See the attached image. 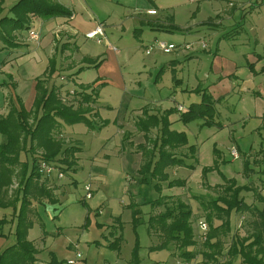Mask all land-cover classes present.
<instances>
[{
    "label": "rangeland",
    "instance_id": "374dc122",
    "mask_svg": "<svg viewBox=\"0 0 264 264\" xmlns=\"http://www.w3.org/2000/svg\"><path fill=\"white\" fill-rule=\"evenodd\" d=\"M97 1L91 5V13L99 19L98 21L104 22L96 24L103 28L105 38L102 42L88 39L86 34L89 29L79 30L76 37L80 57L99 55L95 66H92L95 63L89 64L90 66L83 65L86 62H82L83 66L81 65L72 43L69 42L70 38H64L57 28L60 23H47L41 31L42 38L38 28L37 30L34 28L38 33L37 40L29 37L28 29L22 30L25 39L39 40V43L40 38L45 39L46 43L51 42L52 49L57 47L58 52L61 45H68V49L61 50L57 74L53 81L51 80L52 83L51 81L48 83L49 87H56V84H59L58 91L61 94L66 93L64 95L66 104L76 105L81 99L82 89L69 81L73 76L72 72L76 73V80L82 84H89L102 77V80L108 82L99 86V89L103 88L100 91L99 104L101 106L109 104L114 107V111L104 108L100 113L103 118L113 119L116 116L118 118L117 123L111 121L101 131L98 129L89 131L87 126L79 123L72 126L75 128L74 131L84 129L83 134L63 131L62 127L54 132V136L62 141L63 148L73 146L81 147L82 150L76 153L77 167L74 169L67 168L68 166L62 162L65 157L62 153L52 162L55 172L42 175L47 178L46 183L39 181L38 184L48 187L53 192L55 201L51 202L46 197L31 198L28 214L35 217L36 210L40 221L34 222L28 230V240H33L42 254L44 251L45 253L51 251L56 258L67 257L65 264H70L69 261L75 264H130L135 248L142 258V264L236 263L235 257H228L225 253L232 236H245L252 232L250 222L253 216L249 210L231 212L228 231L225 227L217 228L215 231L214 239L219 240L222 254L217 255L216 260L212 261L203 255V252H207L203 243L209 235L210 228L206 222V211L200 202L226 195V191L223 190L228 185L226 180L233 179L237 186L247 185L252 188L240 193L244 202L250 206L261 207L257 194L264 195V116H262L264 113L261 112L264 111V96L249 93L248 85L239 87L237 83L246 80L249 74L255 77L256 84L264 81V0L257 3L252 0L244 9L239 8L238 0H231L230 3L232 6L234 3V7L228 5V0ZM9 4L6 3V7H9ZM150 8L155 9V13L157 11V16L148 15L147 10ZM218 9L226 13V16L233 14L234 19L230 16L222 17V25L211 26L213 18L219 13L216 11ZM152 19H156L155 22L157 21L162 30L151 28L149 21ZM84 28L87 26L84 25ZM14 34L15 32L12 33V38L10 37L12 42L19 44L23 51H26L28 45H23L25 39ZM58 36L61 37L60 41L56 38ZM162 42L172 44L174 49L170 53L162 52L158 48ZM28 44L29 53L25 55L26 57L19 55L11 60L15 67L21 66L18 70L23 77L17 80H20L19 91L24 99L28 98L31 91L32 78L41 77L47 66L43 61V55L40 52L34 53L36 51L34 43ZM40 47L44 48V45ZM215 57L217 61H221L225 72L230 75L226 76L219 87L213 89L216 91L217 101L220 100L218 95L226 94L218 105L215 103L214 117L208 118L209 124L205 125V120L200 117H195L188 123L176 121L173 124V129L185 132L188 145H195V156L196 149L199 152L196 172L178 169L172 176L187 178L186 181L190 185H184L185 189L179 190L176 197L163 196L161 198L163 204L152 210H147L148 207L144 204L141 205L142 211L147 213L143 215L144 219L164 213L166 205L175 207L178 199L191 207L196 243L189 248L193 251V258L186 260L180 256L181 249L177 241L168 243L169 248H149L165 239L156 230V223H151V236L146 232L147 224L142 223L143 217L140 223H131L133 209L126 205L131 202L132 197L138 201L146 199L150 188L140 185L139 182L134 183L137 179L140 181L143 178L137 167L140 158L133 152L134 149L128 145H125L124 149L119 146L115 148L114 145H119L118 138L121 137L119 133L122 130L119 125L122 124L126 106L130 104L129 99L132 100V107H138L149 101L151 95L157 94L162 109L178 104L177 107L181 106L187 110L190 104L199 103L204 95L213 94L207 89L210 84L206 86L205 83L214 76L210 72V66ZM255 62H258L259 66L257 72L252 68ZM86 92L89 93L91 90L87 89ZM2 95L0 92V112L3 111ZM94 104H91L92 107ZM184 109L174 111L172 119L174 120ZM69 126L71 125L66 127L70 128ZM134 140L136 143L139 138L135 137ZM2 141L3 137L0 135V143ZM180 148L181 154L190 155L187 146ZM234 149L238 153L236 160L230 155V151ZM107 154L115 157L113 165L123 171L125 178L117 172H107L104 165ZM121 155L124 156L123 162ZM21 157L22 160L30 162L26 154L21 153ZM59 173H62V178L58 177ZM103 174L104 180L102 183L99 182L98 186L95 180H99ZM17 183L18 179L14 177L4 201L11 197L14 199ZM86 185L91 189L94 198L85 199ZM154 192L152 190V193ZM98 202H104L105 205L96 210ZM110 210L113 215H121L125 221L119 231V235L122 234L119 250L102 245L105 243L103 233L106 230L102 227L101 221ZM3 214L11 218L12 208L0 207V216ZM222 220L213 218L212 226L218 227ZM202 223L206 224V231L202 229ZM10 228L13 234L14 225H8L4 231L6 235H9Z\"/></svg>",
    "mask_w": 264,
    "mask_h": 264
},
{
    "label": "trees",
    "instance_id": "16d2710c",
    "mask_svg": "<svg viewBox=\"0 0 264 264\" xmlns=\"http://www.w3.org/2000/svg\"><path fill=\"white\" fill-rule=\"evenodd\" d=\"M30 13L43 20L71 16V12L55 0H16L9 6L7 13L0 15V41L14 46L11 35L15 31L28 28V14ZM54 73L55 69L51 62V69L46 73L47 76L36 79L35 97L29 111L19 103L18 108L11 105L7 114L0 117V135L3 137L0 143V207L12 208L11 219L0 218V238L6 236L4 232L6 226L14 224V243L0 252V264H35L36 262L38 251L33 242L27 238V232L33 225L28 214L31 198L46 197L51 202L55 201L53 192L45 185L38 184L39 181L46 183L47 179L38 171V164L43 161L52 165V162L63 153L65 157L62 162L68 166L67 168H72L76 164L75 154L81 151L80 147L63 148L62 141L54 136V132L60 127L61 122L66 125L82 123L89 128H94V121L90 115H93L91 104L96 102L97 90L91 89V92L87 93L86 90L91 87L80 85L81 99L76 105L66 104L59 96L57 88L46 85L47 79ZM216 102L217 100L210 95H204L199 103L190 104L186 112L181 113L180 120L188 123L195 117H200L205 120L204 125L209 124L207 119L214 117ZM172 112L170 109L161 117L148 116L137 123V128L141 131L147 130L149 124L160 126V135L152 141L150 150H146L143 145L138 146L146 150L149 155L148 161L140 170L144 182L152 179L168 181V175L165 172L167 167L181 166L189 170L195 168L193 164H187L183 157H178L173 152L175 149L186 146L188 140L185 133L169 130L167 117ZM188 149L190 156H185L191 158L195 155V147L191 145ZM21 153L26 154L30 162L22 160ZM14 177L18 179L15 197L4 201V196L7 195V190L12 185ZM226 182L228 185L223 188L226 195L208 199L207 202H200L206 211V222L209 223L210 228L209 235L203 243L207 252H203V255L215 261L217 255L222 254L219 240L214 239L216 229L225 227L228 231L231 212L249 210L253 216L250 222L252 232L245 236H232L225 254L231 258L235 257L237 262L227 263L264 264V195L257 194L261 207L247 205L240 197V193L252 190V188L247 185L237 186L233 179H228ZM183 184L181 180H171L166 186L173 188L181 187ZM154 187L156 191L161 192L159 184H154ZM201 199L204 198L201 197ZM154 204L160 206L163 202L159 198L154 201ZM166 206L164 213L156 217L150 216L146 221L149 236L152 231L151 223L154 222L157 224L156 230L166 239L158 245L150 246V249L169 248L168 243L177 241L181 249L180 256L190 260L194 254L189 248L196 243L192 226L193 211L180 199L176 201L175 207ZM139 215L137 209L133 210V224L140 222ZM213 218L225 220H222L218 227H213ZM121 241L122 236L119 235L109 246L119 250ZM50 262V264H63V261L58 262L54 257ZM140 263L139 252L135 248L130 264Z\"/></svg>",
    "mask_w": 264,
    "mask_h": 264
},
{
    "label": "crops",
    "instance_id": "0c3cea01",
    "mask_svg": "<svg viewBox=\"0 0 264 264\" xmlns=\"http://www.w3.org/2000/svg\"><path fill=\"white\" fill-rule=\"evenodd\" d=\"M15 1L16 0H0V15L2 16L5 13H7V9L9 7H6V3H10L9 5L11 6ZM55 1H57L58 3H60L64 7H66L71 12V16L68 17V18H66V17H54V18H50L48 20H43L40 17L34 15L33 13H30V14H28V24H27L28 28L27 29H34L35 28L37 30V28H38V33H40V36L42 38L43 34L41 35V31L43 30L44 26L47 23H50V22H56L57 24L60 23L57 28L60 29L61 35L65 36L64 38H68V39L70 38L69 42L72 43V48H73V50H75L76 54L78 55V60L81 62V65H82V62H86V64H83V65L90 66L89 64H92V63L96 62V60L98 59L99 55L93 56V57H90V56L86 57L85 55H82V57H80L79 53H78L79 52V49H78L79 47H78L77 42H76V37L79 34V30L89 29V30H87L89 32V31L95 29L98 26L96 24V22H99L98 24H104L103 21H98L99 19H97V17L94 14L91 13V11H92V6L91 5H93V2L95 0H55ZM102 1L106 2V1H109V0H102ZM228 1H229L228 5L232 6V3H230L231 0H228ZM258 1L259 0H255L256 3ZM251 2H252V0H241V1L238 0L237 4L239 5V8L244 9V8L247 7L246 4H251ZM234 6H235V4L233 3L232 7H234ZM151 10H155V9L150 8V9L147 10V13H148V11H151ZM216 11H219V13L213 18V20L211 22V26L222 25V20H221L222 17H229L230 16V18L232 17V19H234V17H235L233 14L232 15L228 14L226 16V13H223V11L219 10V9L216 10ZM157 14L158 13L156 11L155 14H148V15L157 16ZM155 20L156 19H152L150 21L148 20L149 24L151 25L152 29L160 30L161 28H160V26H158L159 24H157V21L155 22ZM84 25H86L87 28H84ZM27 29H25V30H27ZM15 35H17V36L19 35V37L22 36L23 38L25 37L23 35V31H15L14 36ZM26 38H27V36H26ZM41 38H40V41H41L40 43H39V40L38 41H30V40H27L28 38L27 39L24 38L25 40L23 42L24 43L23 45H26V46L28 45L27 49L29 48L28 42L29 43L30 42L34 43V45L36 46V51L34 53L40 52V54L43 55V61H45L47 63L46 69L43 71V74H41L42 75L41 77H33V75L31 76V77H33L32 78L33 79V83H32V86L30 88L31 91L28 93V98L27 99H24L22 94H20L21 92L19 91V88H21V84L19 83L20 80H17V79L20 78V77H23L22 75H20V72L18 70V67L20 68L21 66L18 65V67H15L11 60H12L13 57H16V56H19V55L26 57L25 55H27L29 53L28 52L29 50L27 51V49H25L26 51H23V48H21V46L19 44L15 43V42H14L15 44L13 46L10 43L4 44L2 41H0V47H1L0 56L3 55L2 58L0 57V59H1V63H0V89H1V91L0 92L3 94L2 95L3 111L0 112V117L7 114L8 110H9V107L11 105H13V106L18 108L19 107V103H20V104L23 105V107L27 111H29L32 108L34 97H35V83H36V79L45 77L46 73L51 69V62H52V65L54 66L55 73L50 78L47 79L46 85H48V83L54 78V76H56V74H57L56 70L58 68V63L57 62H58V60L60 58V52H61L62 49H68L69 47H67L68 45H64L63 44V45H61V47H60L61 49L58 52L57 51V47H54L52 49L51 42L48 41V43H46L47 41L45 39L41 40ZM56 38H57L58 41L61 40L60 36H58ZM37 43H39L40 46L44 45V48H41L40 46H38L39 44H37ZM39 49H41V51ZM6 52H7V54H5ZM216 57L213 59V63L210 66V70H211L210 72L213 73L214 76L212 78H210L209 82L205 83L206 86L208 84H210V86H208L209 88H207V89L211 90V92L213 94H210V96L212 98H214L215 100H216V97H215L216 96V91L213 90V89L219 87L221 82H223L224 79H226V76L230 75V74H228V72H225L221 61H217ZM250 61L253 62L252 60H250ZM26 62H28V61H26ZM95 65H96V63L94 65H92V66H95ZM235 67H237V66L235 65ZM258 67H259L258 66V62H255V63L252 64V68H253L254 72H257ZM233 68H234V66L232 67V69ZM70 71L72 72V70H70ZM78 71H77V73H78ZM71 74H73L71 80H69V81H71L70 82L71 84H73V85L77 84L76 86H78L80 88H81L80 85L85 86V87L90 86L91 87L90 90L91 89L97 90V97H96V102H95L96 105L94 104L93 112H92L93 113L92 119L95 121V122H93L94 128L87 127V128H89V131L90 130L95 131L97 129L101 131V129H103L104 127L108 126L111 121L114 122V123H117L118 122L117 116L115 118H113V119L103 118L101 113H100L102 111V109H104V108L111 109V111H114V107L109 105V104H102V106H101V104H99V101H101L100 100V91L103 89V88L99 89V86L101 84H106L108 81L107 80H102L101 79L102 77H99V78H97L96 80L92 81L89 84H82V83H80V82H78L76 80L77 79L76 78L77 76H75L76 73L72 72ZM205 78L207 79V77H205ZM52 81H51V83H52ZM60 81H58V83H60ZM255 81H256L255 77H252L249 74V76H248V78H246V80L243 79L242 82L241 83H237V85L239 87L243 86V85H248V86L250 85V87L247 86L249 93L253 92V94L256 95V96H258V95L261 96V97L264 96V81H261L259 84H256ZM58 85L59 84H56L55 88H57ZM202 85H204V83ZM68 88H70V87H68ZM57 92H58L59 96L63 99V101H65V96L64 95L66 93H62L61 94L58 91V88H57ZM225 95L226 94L218 95L217 97H220L219 98L220 100L217 101L216 104L220 103L225 98ZM62 96H64V97H62ZM129 103L130 104L128 106H126V108L124 110V117L122 119V124L119 125V126L122 127V130L119 133V135H121V137L118 138L119 145L116 144V146L114 145V147L116 148V147L119 146V147L124 149L125 145H128L131 149L133 148L134 149L133 152L137 153V156H139V158H140L138 160V166H137L138 167V172L140 173V170H141L142 166L145 165V163L148 161V156L149 155L146 153V150H150V148H151V146L153 144L152 141L156 137H158L160 135V126H155V125L149 124L147 130L141 131V130H139L137 128L138 121L142 120V119H146L148 116L161 117L166 111L171 109L173 112L171 114H169L168 117H167L168 122H169V130L170 131H176V132L185 133L182 130H178L177 131V130L173 129V127H174L173 124L176 121L177 122H179V121L181 122L180 115H181V113L186 111V109L183 108L184 110L178 116H176V118L173 120L172 116L175 114V112L178 111V109H177V105L178 104L174 105L173 107L162 109L161 106H160L161 104H159L160 103V98L158 97L157 94H154V96L151 95L149 97V101H145L143 103V105L138 106V107L137 106L136 107L135 106H133V107L131 106V103H132L131 99H129ZM71 104L75 105L74 103H71ZM261 112L264 113V111H261ZM262 116H264V115H262ZM66 126H67L66 124L61 122L60 127L63 128V131L67 130V131H73L74 133H76V132L77 133L81 132L82 134L85 133L84 129H77L76 131H74V129H75V128H73L74 126L71 125V126H69L70 128H67ZM135 137L139 138L138 142H136V143H135V140H134ZM187 140H188V138H187ZM188 144H189V142L186 145L187 148H189V146H191V145H188ZM139 145L145 146L146 150H142L141 148H138ZM193 146L195 147V145H193ZM182 148H184V146ZM180 149L181 148L175 149L173 151L174 154L176 156H178V157H183L187 164H193L195 166L194 170H189V169H187L185 167H181V166H173V167H167L165 169V172L168 175V181L181 180V181L184 182L183 186L168 188L166 186L168 181H160V180L152 179L149 182H144L142 179H141L142 181L141 180L139 181V179H137V180L135 179L136 181H134V183L137 184L139 182L140 185L147 186V187L150 188V190H148L146 199H144L143 201L142 200L138 201V200H136L135 198H133L131 196L132 197L131 198V202L126 205V207H128V208L131 207L133 210L137 209L139 211V214H140L139 216L141 218L143 217L144 214H147V213H145L146 211L145 212L142 211V208H141L142 204H144V205H146L148 207V208H146L147 210H152L153 208L159 207V205L154 204V201L156 199L162 198L163 196L176 197V196H178V191L179 190L185 189L184 185H187V186L190 185V183H188L186 181V180H188L187 178H180V177H174L173 178L172 176L176 174V171L178 169L180 171L183 170V171H186V172H193V171L196 172V167H198V162H199V160H198L199 152L196 149V156L194 155V156H192L190 158L189 157L190 155L187 157V156H185L186 155L185 153L181 154L180 153ZM77 153H79V152H77ZM76 155H78V154H75V156ZM113 158H115V157H111V155H108V154L104 158L105 159V164L104 165H105V168L107 169V172L108 173L110 171L112 173H116L117 172V173L120 174V176L124 175L122 170L117 169V167L115 168V166L113 165L114 164ZM122 158H123V160H122ZM21 159H22V157H21ZM121 160H122V162L124 161V156L122 157V155H121ZM124 166H125V164H124ZM75 167H77V163L71 169H74ZM122 167H123V165H122ZM123 177L125 178V175ZM92 179L94 180L95 177L93 176ZM103 180H104V174L101 177H99V180H95V181L97 182V184L99 186V182L102 183ZM154 184H159L161 186V192H158V191L155 190ZM152 190L155 191V192L152 193ZM55 193H56V191L54 190V194ZM93 195L94 194H92V196H91L92 198H94ZM103 205H105L104 202L103 203L98 202L97 205L95 206L96 210L102 208ZM106 205H108V203ZM4 215H6V214H3L2 216H0V218H2ZM5 217L8 218V219H11L7 215ZM30 219H32L33 223L37 222V221H40V218H39L38 213H37L36 210H35V217H30ZM142 219H143L142 223L146 224V221L148 219H144V217ZM124 223H125V221L122 220L121 215H113V212L110 210L107 213L106 217L103 218L102 221H101L102 227H105V230H106V231L104 230L105 233H103L105 243L102 244V245L106 246V245H109L110 243L114 242L115 239L119 236V231L122 228ZM131 223H132V220H131ZM12 225H14V224H12ZM10 229H9V232H8L9 235H6V236L0 238V252L3 251L6 247H8V246H10V245H12L14 243V236H13V234H11L12 233V229L11 230ZM146 232L148 234L147 225H146ZM120 235L122 236V234H120ZM9 238H10V240H9ZM30 241H32L33 244H34L33 240H30ZM149 248H150V246H149ZM36 249H37L38 252L36 254V262H35V264H50L51 263L50 261H51L52 257H54L58 262L59 261H63V264H65V262H66L67 257L66 258H56V256L51 251L46 252V253L44 251L45 254L44 253L42 254V253H40V251L38 250L37 247H36ZM139 257H140V255H139ZM140 261H141L140 264H142V258L141 257H140Z\"/></svg>",
    "mask_w": 264,
    "mask_h": 264
},
{
    "label": "built area",
    "instance_id": "2783aa9c",
    "mask_svg": "<svg viewBox=\"0 0 264 264\" xmlns=\"http://www.w3.org/2000/svg\"><path fill=\"white\" fill-rule=\"evenodd\" d=\"M148 13L149 14H153L154 11H149ZM28 34H29V37L32 38V39H34V40H37L38 39V33H37L36 30H34V29H28ZM86 37L88 39H95L96 42H102V40L105 38V34L103 32V28L101 27V25H98L95 29H93L92 31H90L89 33H87L86 34ZM158 48L162 52H164V53H170V51H172L174 49V46L172 44H168L167 45V44H165V43L162 42V43H160L158 45ZM204 48H205V45H204ZM113 50L115 51V49H113ZM148 52L149 51H147V53ZM177 109L178 110H182L183 108L181 106H178ZM230 155H231L232 159H234V160L238 159V153H237V151L235 149L230 151ZM38 171L42 175H50L53 172H55V168L52 165H50V164H48L46 162L41 161L38 164ZM58 177L59 178H62L63 177L62 173H59L58 174ZM85 191H86L85 199L86 198L87 199H90L91 196H92V192H91V189L87 185L85 186ZM201 226H202V229L204 231H206V229H207L206 224L202 223ZM68 263L75 264V262H70V261Z\"/></svg>",
    "mask_w": 264,
    "mask_h": 264
},
{
    "label": "bare ground",
    "instance_id": "6f19581e",
    "mask_svg": "<svg viewBox=\"0 0 264 264\" xmlns=\"http://www.w3.org/2000/svg\"><path fill=\"white\" fill-rule=\"evenodd\" d=\"M151 11H154V10H151ZM148 12H149V11H148ZM154 13H155V11H154ZM154 13H153V14H154ZM148 14H149V13H148ZM103 32H104V31H103ZM88 33H89V32H88Z\"/></svg>",
    "mask_w": 264,
    "mask_h": 264
}]
</instances>
